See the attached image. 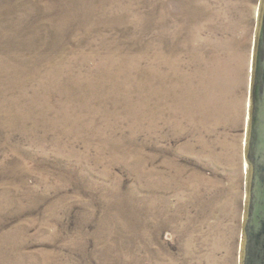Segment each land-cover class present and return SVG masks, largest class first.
Masks as SVG:
<instances>
[{
	"label": "rangeland",
	"instance_id": "rangeland-1",
	"mask_svg": "<svg viewBox=\"0 0 264 264\" xmlns=\"http://www.w3.org/2000/svg\"><path fill=\"white\" fill-rule=\"evenodd\" d=\"M261 0H0V264H240Z\"/></svg>",
	"mask_w": 264,
	"mask_h": 264
},
{
	"label": "water",
	"instance_id": "water-1",
	"mask_svg": "<svg viewBox=\"0 0 264 264\" xmlns=\"http://www.w3.org/2000/svg\"><path fill=\"white\" fill-rule=\"evenodd\" d=\"M245 158L249 168L240 264H264V0L257 18Z\"/></svg>",
	"mask_w": 264,
	"mask_h": 264
},
{
	"label": "bare ground",
	"instance_id": "bare-ground-1",
	"mask_svg": "<svg viewBox=\"0 0 264 264\" xmlns=\"http://www.w3.org/2000/svg\"><path fill=\"white\" fill-rule=\"evenodd\" d=\"M248 168H249V165H248L247 161L246 160H243V171H244V173L247 172V169Z\"/></svg>",
	"mask_w": 264,
	"mask_h": 264
}]
</instances>
